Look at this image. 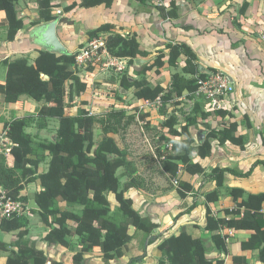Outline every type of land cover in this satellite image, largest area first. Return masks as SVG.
Masks as SVG:
<instances>
[{
  "label": "trees",
  "instance_id": "obj_1",
  "mask_svg": "<svg viewBox=\"0 0 264 264\" xmlns=\"http://www.w3.org/2000/svg\"><path fill=\"white\" fill-rule=\"evenodd\" d=\"M58 1L37 0L39 17L32 26L58 20L53 13ZM68 1L72 3L65 7L64 11L67 13L76 7L91 9L105 5L110 8L115 0H80L79 3L76 0ZM137 1L146 5L148 1L164 0ZM19 2L20 0H0V11L6 16L10 42L14 41L25 27L17 7ZM156 8L164 20L178 18L174 0L170 2L169 8L163 5ZM247 8L248 3L241 8V14H244ZM61 22L72 24L67 19H61ZM88 36L90 41L106 36L107 52L115 57L129 59L140 73L146 74L155 70L156 74H160V69L165 66L166 55L160 52L152 64L137 67L136 59L146 57L147 54L140 50L136 35H123L114 25H102L88 32ZM166 47L170 52L171 66L179 67L182 57L186 58L182 73L172 76L171 89L160 85L152 86L146 80L134 79L128 75L121 79L122 90L127 92L133 89L137 99L149 102L160 99L162 111L170 104L178 105L177 101L185 95L191 98V95L197 94L199 79H206L210 74L216 73L202 68L189 46L175 44ZM76 56L77 53L58 55L41 50L34 62L28 58H20L5 59L0 63V66L7 68L5 84H0L3 104H16L24 96L42 103L35 115L12 117L8 122L0 118V123H4L6 136L12 143L7 152L0 154V187L7 198L20 200L25 206H30L22 191L26 184L38 181L41 190L35 194L34 200L39 209H30L29 214H38L41 222L50 228L45 237L47 244L71 248L70 239L77 238L81 248L73 255V264H86V255L93 251H98L104 263L109 264L124 256L125 249L139 233L144 235L149 244L156 242L160 237H154L153 234L159 226L149 218L142 217L133 208L132 199L126 197L130 189L139 188L138 179L130 177L129 181L122 185L118 176L119 170L131 173L132 164L118 145L116 136L126 127V120H135L136 117H128L123 111H112L102 116L91 115L86 110L79 111L76 116L66 112L67 99L72 102L87 90V84L79 76ZM89 68L91 69L92 65ZM187 75L190 77H186ZM44 76L49 78L45 79ZM197 114L199 117H187L185 124L179 129L176 127L177 120L174 115L166 120L168 133L173 137L185 139L172 143L159 153L162 159L161 168L170 183L178 181L177 189L182 198H185V192L192 188L186 182L179 181V173L182 170L191 175L205 172L202 166L193 160V155L196 154L201 159L207 158L212 150V139H217L220 144L231 142L242 149L245 147L244 137L236 136L238 123H229L228 128L221 131L212 130L209 124L204 123L214 115L233 118L232 113L224 110L205 112L198 108ZM29 117L39 120L38 129L41 130L49 121H58V129L50 142H35L37 135L33 136L26 130ZM199 124L204 125L208 133L206 138L197 144L189 129ZM96 125H100L103 135L100 142L95 141ZM165 140L163 136L161 143ZM169 141L164 144L169 145ZM47 158V169L40 173L39 169ZM260 165L264 167V161L254 163L247 173L216 168L211 175L220 188L227 172L246 178ZM110 194L115 196V209H112L109 201ZM230 194L236 202L235 209H226L223 217L216 218L208 208L206 230L212 233L211 239L215 247L223 254H228V236L222 234V230L252 231L249 239L242 243V249L259 251V259L264 263V193L245 197L242 189L233 188ZM205 197L207 202L217 201L219 192L215 190ZM61 204H65L66 208L62 209ZM74 206H81V212H75L72 209ZM118 215L121 216L122 222L117 218ZM28 224V215L6 219L0 213V230L4 233L18 232L22 238L28 234ZM131 228L135 229L134 234L130 233ZM158 249L162 252V259L157 264H225L224 260L208 258L205 240L194 238L185 228L177 236L164 238ZM0 252L8 254L6 264H66L51 260L44 251L29 242L19 245L17 250L0 242ZM139 260L140 258L133 259ZM233 260L236 264H248L244 257H234Z\"/></svg>",
  "mask_w": 264,
  "mask_h": 264
},
{
  "label": "crops",
  "instance_id": "obj_2",
  "mask_svg": "<svg viewBox=\"0 0 264 264\" xmlns=\"http://www.w3.org/2000/svg\"><path fill=\"white\" fill-rule=\"evenodd\" d=\"M36 1L20 0L17 7L20 17L24 19L25 27L12 42L7 36L5 13L0 11V63L5 59L20 58H28L34 62L43 50L33 34L35 27L42 25L32 26V23L39 17ZM171 1H148V4L141 5L137 0H115L110 8L105 5L91 9L76 7L67 13L64 9L72 2L59 0L58 6L53 11L54 15L59 18L58 37L70 54L77 53L81 48L93 42L89 40L88 32L102 25L111 24L123 35L137 36L140 50L147 54L146 57L137 58L145 61L143 65L152 64L160 52L166 55L165 66L160 69V74H156L155 70L146 74L140 73L129 59L112 56L116 59L111 60L112 57L105 55L102 61L107 62H103V66L101 61L99 65L92 66L91 69L87 68L88 66L79 67V76L87 84V90L72 102L67 99L66 112L68 115L76 116L79 111L86 110L91 115L99 116L102 110L105 114L112 111L125 112L124 107H119V104H122L121 97L123 99L133 97L136 99L137 108H145L142 111L145 114L142 116L143 120L138 119L137 116L135 120L146 139L149 135L150 138L157 137L159 144L170 140L169 145L164 144L165 146L157 147H153L147 140L150 142L151 153L157 160L154 163L157 164L156 169L154 170L153 163L151 165L147 160L142 166L136 163L135 167L131 165V173H128L127 180L122 182L123 185L129 181L130 177L138 179L139 188L130 189L126 197L132 199L133 208L142 217L149 218L159 226L153 235L160 238L153 244H149L145 241L144 235L139 233L125 249L124 256L109 264H157L162 259V252L158 249L159 243L164 238L179 235L183 228L194 238L205 240L208 248L207 256L212 260H224L225 264H236L234 257H244L248 264H264L259 259V251L242 249V243L249 239L253 234L252 231L222 230L221 233L228 236V254H223L215 247L211 239L212 233L206 230L208 208L216 218L223 217L226 209H235L236 202L230 194L231 189H242L245 197L250 194L264 193V167L262 165L256 167L253 174L246 178L227 172L223 186L220 188L217 187L211 175L216 168L247 173L254 163L264 161V0H174L178 18L164 20L156 7L163 5L169 8ZM76 2L79 3L80 0ZM246 3H248V8L244 14H241L240 10ZM61 19H67L72 24L61 22ZM101 38L105 39L106 36ZM175 44L189 46L202 68L223 74L234 87L232 93L217 96L207 102L199 99V94L191 95L189 101L193 105L189 107L187 117L198 116V108L205 112L224 110L232 113L233 118L214 115L204 123L217 131L228 128L229 123H238L236 136L244 137L245 142V147L242 149L231 142L220 144L217 139H212V150L207 158L201 159L194 154L193 160L199 163L205 172L191 175L182 170L179 173V181L186 182L192 188L185 192V198L179 195L178 187L173 182H169L167 174L161 168L162 159L159 157V153L170 147L172 143L185 139V137H173L165 126L166 120L171 115L175 117L178 111L172 107L171 115L166 117L157 110L162 105L145 106L146 101L137 99L133 89L125 92L121 87L122 77L128 75L134 79L146 80L152 86L160 85L165 89H171L172 76L175 73H182L186 59L182 57L179 67L169 64L170 52L166 46ZM143 65L136 64L137 67ZM117 71L121 73L115 74ZM6 72L7 68L0 66V84H5ZM114 87L120 90L119 95H110L109 90ZM213 100L217 103L214 102V104ZM69 104L73 105V108ZM111 104L118 106L110 107ZM0 105L5 109L8 108L12 117L21 118L37 114L42 103L33 102L24 96L16 104L5 105L0 96ZM211 106L214 108H210ZM69 110L72 113H69ZM53 122L57 124V130L58 121L53 120ZM180 122L177 121L178 129L185 124ZM161 128L165 130L164 133L156 131ZM4 130V123H0V133L5 132ZM189 130L197 144L200 142L199 135H204L205 139L208 133L207 128L202 124L191 126ZM45 132H48L47 128L41 130L42 136L46 135ZM163 136L166 140L161 143ZM150 140L153 142L152 139ZM40 190L41 188L38 192ZM215 190L219 192V200L207 202L206 194ZM24 194H26V189L22 191V195ZM33 199L29 202L31 203ZM109 201L112 209H115L117 204L114 194L109 195ZM40 225L45 228L40 230L43 232L41 236H39L40 231L36 229L29 230L28 234L22 238L19 237L18 232L4 233L0 230V242L8 244L14 250H17L19 245L29 242L37 249L44 251L51 260L73 264V255L81 248L79 240L71 238V248L59 245L49 246L45 237L50 228L41 221ZM130 233L134 234L135 229L131 228ZM7 255V253L0 252V264H6ZM61 257L65 258L61 259ZM137 258L140 260L133 261ZM86 264L106 263L98 251H93L86 255Z\"/></svg>",
  "mask_w": 264,
  "mask_h": 264
},
{
  "label": "rangeland",
  "instance_id": "obj_3",
  "mask_svg": "<svg viewBox=\"0 0 264 264\" xmlns=\"http://www.w3.org/2000/svg\"><path fill=\"white\" fill-rule=\"evenodd\" d=\"M103 62H107V61H102L101 64ZM102 66H103V64H102ZM83 67H86V66H83ZM89 67H91V65H89L87 68H89ZM119 73H121V72H118V71L115 72V74H117V75ZM109 91H110V95L113 94L115 96V94L116 95L120 94V90L117 89L116 87H114L113 89H111ZM198 97H199V99L203 100L204 102L205 101L207 102L210 100L207 98L208 95L201 94V95H198ZM121 100H122V102H121L122 104H119V107H124L125 113L128 117H133V116L136 117L137 116L138 119L143 120L142 116H145V114L142 111L145 108H142V109L137 108L135 106L136 105V99L135 98L131 97L130 99H123L121 97ZM31 101L35 102L32 99H31ZM177 102L179 103L178 105L173 106V104L172 105L170 104L169 106L164 108V111H162L163 106L158 107L157 110H159L160 113L164 114L166 117H169L171 115L170 112L173 109L172 107H174L178 111V114L175 116L176 120L185 123L186 118H187L188 113H189V107L192 106L193 104L189 101V96H186V98L183 97L182 99L178 100ZM111 105H110V107L118 106L117 104H114L112 106ZM199 105H200V103H199ZM70 107L73 108V105H70ZM107 108H108V106L106 107V109ZM210 108L213 109L214 106H211ZM151 109H156V108H151ZM103 111L104 110H102V112H100L101 116L105 114V111H104V114H103ZM106 111H108V110H106ZM69 113H72V111L69 110ZM74 113H76V112H74ZM0 118L4 121H10L12 119V113L9 111V109L8 108L5 109V107H3L1 105H0ZM27 121H28V126H27L26 130L28 133H30L33 136L37 135V136H35L36 137L35 142L37 144L41 143V142H46V143L50 142L51 137L56 132L57 124H55V122L50 121L49 124H45V128H47L48 132H45L46 135L42 136L41 129H38L39 128V126H38L39 120H37L35 117H29L27 119ZM126 121H127L126 127L122 128L120 133L116 136L118 145L124 150L128 161L133 165L132 167H135L136 163H139L140 166H142L143 162L145 160H147L148 162H150L151 165L153 163L154 170H155L157 167L156 166L157 164H154V163H156L157 160L153 157L149 144L151 142L153 147H157L159 145L165 146L164 143L159 144V139L157 137L156 138L155 137L150 138L151 137L150 135H149L148 139H146L143 131H141V129H139V125H138L136 120L130 119L129 121L128 120H126ZM38 130H40V131H38ZM144 130L146 131V128H144ZM37 131H38V134H37ZM156 131H158L160 133L165 132V130L163 128L157 129ZM102 136L103 135H102V131L100 129V125H96V127H95V141L100 142L102 139ZM150 139H152L153 142ZM147 140H149L150 142H148ZM172 141H175V140H172ZM9 148L10 147L8 146L7 149H5V148L4 149L8 150ZM5 152H7V151H5ZM48 161H49V159L47 158L45 160V162L41 165V168L39 169L40 173H43L44 171H46ZM128 173L129 172H127L125 170H119L118 176L121 180V184H122V182H125L127 180L126 174H128ZM40 188L41 187H40V184L38 181L37 182L35 181L34 183H31V184H26L25 185L26 194L23 195L24 198L26 199V201L33 199L35 194L39 191ZM112 201L114 202L113 198H112ZM60 206L62 209L66 208L65 204H61ZM72 209L75 212L80 213L82 207L81 206H74ZM117 218L119 219V221L122 222L121 216L118 215ZM28 219H29L28 220L29 221L28 232L31 229H34V230L36 229L38 231L45 229L44 226L40 225L41 219H40L38 214L28 215ZM42 234H43V232L40 231L39 236H41ZM64 258L65 257H61V259H64Z\"/></svg>",
  "mask_w": 264,
  "mask_h": 264
},
{
  "label": "built area",
  "instance_id": "obj_4",
  "mask_svg": "<svg viewBox=\"0 0 264 264\" xmlns=\"http://www.w3.org/2000/svg\"><path fill=\"white\" fill-rule=\"evenodd\" d=\"M105 55H109L110 57H112V55H110L106 50L105 39L100 38L98 40H94L90 45L83 47L79 51H77L76 65L78 68L89 65H99ZM114 59L116 58H111V60ZM199 85L200 87L197 94L208 95V99H214L217 96L232 93L234 90L231 81L221 73H212L206 79H199ZM214 102L217 103L216 100H213V103ZM155 104L162 105V102L160 99H157L155 102H145V106H152ZM8 146L11 147L12 143L7 138L5 131L3 133H0V154L7 151L5 149H7ZM173 184L178 187L177 180L174 181ZM0 195V213L3 218L11 219L14 217L29 215L31 209L30 206H25L24 203L20 200L15 201L7 198L5 192L1 187Z\"/></svg>",
  "mask_w": 264,
  "mask_h": 264
},
{
  "label": "water",
  "instance_id": "obj_5",
  "mask_svg": "<svg viewBox=\"0 0 264 264\" xmlns=\"http://www.w3.org/2000/svg\"><path fill=\"white\" fill-rule=\"evenodd\" d=\"M58 20L52 21L50 23L42 24L35 27L33 34L37 39L38 45L44 50L58 55H68L70 54L68 49L63 45L58 37ZM145 61L142 59H136L137 65H143ZM48 79V76H44ZM199 141L204 140V135H199ZM31 209H39L36 201L33 199L30 203Z\"/></svg>",
  "mask_w": 264,
  "mask_h": 264
}]
</instances>
